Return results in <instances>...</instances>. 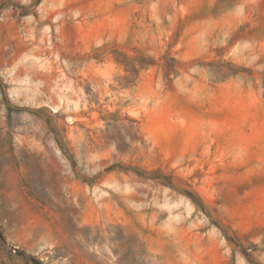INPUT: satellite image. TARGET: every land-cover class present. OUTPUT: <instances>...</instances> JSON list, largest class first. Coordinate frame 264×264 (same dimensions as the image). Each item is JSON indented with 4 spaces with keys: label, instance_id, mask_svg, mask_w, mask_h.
Returning <instances> with one entry per match:
<instances>
[{
    "label": "rangeland",
    "instance_id": "374dc122",
    "mask_svg": "<svg viewBox=\"0 0 264 264\" xmlns=\"http://www.w3.org/2000/svg\"><path fill=\"white\" fill-rule=\"evenodd\" d=\"M0 264H264V0H0Z\"/></svg>",
    "mask_w": 264,
    "mask_h": 264
},
{
    "label": "built area",
    "instance_id": "2783aa9c",
    "mask_svg": "<svg viewBox=\"0 0 264 264\" xmlns=\"http://www.w3.org/2000/svg\"><path fill=\"white\" fill-rule=\"evenodd\" d=\"M12 252H14V251H12Z\"/></svg>",
    "mask_w": 264,
    "mask_h": 264
}]
</instances>
